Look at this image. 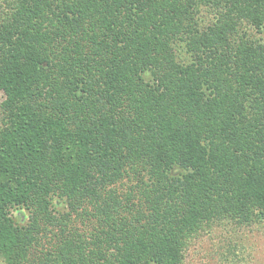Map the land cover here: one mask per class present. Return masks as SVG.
<instances>
[{"label": "trees", "instance_id": "1", "mask_svg": "<svg viewBox=\"0 0 264 264\" xmlns=\"http://www.w3.org/2000/svg\"><path fill=\"white\" fill-rule=\"evenodd\" d=\"M0 93V264H189L264 222V0H0Z\"/></svg>", "mask_w": 264, "mask_h": 264}, {"label": "rangeland", "instance_id": "2", "mask_svg": "<svg viewBox=\"0 0 264 264\" xmlns=\"http://www.w3.org/2000/svg\"><path fill=\"white\" fill-rule=\"evenodd\" d=\"M255 36L257 35L255 34ZM1 100L2 94L0 93V102ZM13 215L16 222L21 225L26 223V213L15 211ZM231 225L228 232H225L222 227L215 231L213 237L215 236L216 239L208 240L204 236L206 242H195L192 250L189 251L195 256L193 259L189 257V264H223V259L219 253L222 250L220 241L222 242L223 239L236 245L235 259L229 258L234 259L233 264H264V222L238 226L237 230L233 227L234 224Z\"/></svg>", "mask_w": 264, "mask_h": 264}]
</instances>
